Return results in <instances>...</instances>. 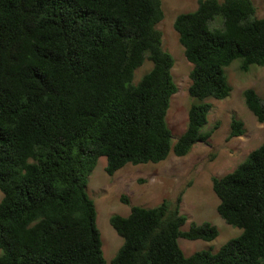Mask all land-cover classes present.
<instances>
[{
  "label": "trees",
  "instance_id": "1",
  "mask_svg": "<svg viewBox=\"0 0 264 264\" xmlns=\"http://www.w3.org/2000/svg\"><path fill=\"white\" fill-rule=\"evenodd\" d=\"M162 0H0V264H108L88 192L105 156L109 175L188 154L214 98L231 94L226 68L264 65V17L253 0H198L174 28L192 64L193 99L176 140L167 121L178 91L159 28ZM150 63L143 74L136 72ZM264 122V98L244 90ZM233 117L228 138L244 134ZM217 211L242 229L219 250L190 255L179 240L211 241L210 221L184 225L185 189L153 206L130 204L110 223L123 238L111 264H264V140L236 168L212 177Z\"/></svg>",
  "mask_w": 264,
  "mask_h": 264
},
{
  "label": "rangeland",
  "instance_id": "2",
  "mask_svg": "<svg viewBox=\"0 0 264 264\" xmlns=\"http://www.w3.org/2000/svg\"><path fill=\"white\" fill-rule=\"evenodd\" d=\"M253 1L258 16L264 17V0ZM197 5L198 0H162L164 18L159 28L163 32L164 48L175 59L172 73L178 86L167 113L174 140L187 127L188 109L193 100L188 92L192 64L184 54L174 20L179 13L194 10ZM239 66L240 60L236 59L226 68L232 86L231 94L222 100L208 99L213 105L209 121L203 129L204 132H213L208 141L197 142L184 156L170 153L158 163H129L113 175L105 170L106 157H100L90 174L87 189L96 202L97 224L108 264L123 243V238L109 221L110 216L114 213L128 215L131 210L130 204L122 202L123 195L129 198L131 204L153 206L165 198L175 199L185 189L181 211L189 219L183 228L188 229L191 222L200 224L210 221L219 229L218 236L211 241L180 238V246L186 255L202 249L216 252L230 238L241 233L242 229L228 224L218 213L219 198L212 188L213 176H222L234 170L264 140V122L257 120L244 99L247 88H254L264 98V65H252L246 72ZM149 67L150 63L146 62L137 70V76L140 77ZM233 117L244 122L245 132L229 139Z\"/></svg>",
  "mask_w": 264,
  "mask_h": 264
}]
</instances>
